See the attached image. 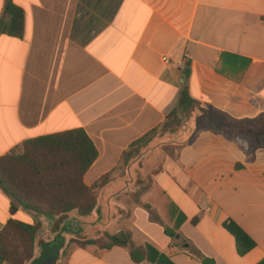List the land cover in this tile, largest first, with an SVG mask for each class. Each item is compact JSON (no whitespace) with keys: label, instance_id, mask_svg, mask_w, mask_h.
I'll return each mask as SVG.
<instances>
[{"label":"crops","instance_id":"crops-1","mask_svg":"<svg viewBox=\"0 0 264 264\" xmlns=\"http://www.w3.org/2000/svg\"><path fill=\"white\" fill-rule=\"evenodd\" d=\"M11 1L24 12L25 31L0 37V158L25 142L84 130L99 154L86 186L112 180L88 218L12 216L0 191V232L12 219L40 222L36 259L58 239L65 247L130 239L100 256L98 248L75 247L67 258L61 251L56 264H155L132 260V250L154 259L148 247L171 264H264V138L244 153L225 118L264 114V0ZM186 69L201 110L188 109L185 124L168 126L120 169L133 143L168 122ZM179 214L176 239L152 220L172 227ZM229 220L254 245L243 241V256L224 228Z\"/></svg>","mask_w":264,"mask_h":264},{"label":"trees","instance_id":"trees-1","mask_svg":"<svg viewBox=\"0 0 264 264\" xmlns=\"http://www.w3.org/2000/svg\"><path fill=\"white\" fill-rule=\"evenodd\" d=\"M25 31V15L21 8L11 0H7L4 7V16L0 20V37L22 39ZM190 72L185 71V83L179 95L177 108L167 117L168 122L152 130L144 137L133 143L122 156L124 169L138 157L168 126L170 119L177 117L181 110L198 106L191 96L187 81ZM226 118L229 125L227 136L244 153H254L260 148L258 143L264 138V114L253 121L236 122ZM240 130V135L233 134V130ZM99 154L96 146L84 130H75L67 133L47 136L25 142L0 158V191L10 201L12 216L19 212L34 214L39 218L54 220L63 218L71 213H77L82 218L92 216L97 207V191L110 183L112 174L100 179L94 186H86V174L98 160ZM150 211L151 209L147 207ZM178 214V211H176ZM152 220L161 224L165 234L171 239L178 237L180 226L184 218L179 219L169 227L152 216ZM224 228L237 241L240 255L246 254L248 249L241 248L243 241L250 240L232 221H227ZM42 224L34 225L18 220H10L0 232V264H33L35 258L36 242ZM129 237L120 234L106 236L103 239L88 242H72L68 247L62 239L50 247L62 245L63 257L67 258L75 247L92 250L96 256L111 250L114 247H128ZM254 245L250 243V248ZM249 248V249H250ZM155 258H145L143 252L132 250L131 257L136 263L150 261L155 264H171L164 255L148 247ZM149 253V252H148Z\"/></svg>","mask_w":264,"mask_h":264},{"label":"water","instance_id":"water-1","mask_svg":"<svg viewBox=\"0 0 264 264\" xmlns=\"http://www.w3.org/2000/svg\"><path fill=\"white\" fill-rule=\"evenodd\" d=\"M62 251V245L46 246L41 256L33 264H56Z\"/></svg>","mask_w":264,"mask_h":264},{"label":"rangeland","instance_id":"rangeland-1","mask_svg":"<svg viewBox=\"0 0 264 264\" xmlns=\"http://www.w3.org/2000/svg\"><path fill=\"white\" fill-rule=\"evenodd\" d=\"M196 108H197V106H196ZM197 109H200L201 110V108L200 107H198ZM191 112V110H188V109H185V110H181L180 112H179V114H178V116L177 117H174V118H172V119H170V121H169V126L172 128V130L173 131H176V130H178V128H180L183 124H185L186 123V121H187V116H188V114ZM202 112V111H201ZM201 118V117H200ZM203 118V117H202ZM228 125V124H227ZM228 128H229V126H228ZM229 130V129H228ZM238 131H240V130H238ZM241 132V131H240ZM241 134V133H240ZM239 134V135H240ZM143 152V151H142ZM140 156V155H139ZM138 156V157H139ZM137 158V157H136ZM135 158V159H136Z\"/></svg>","mask_w":264,"mask_h":264},{"label":"built area","instance_id":"built-area-1","mask_svg":"<svg viewBox=\"0 0 264 264\" xmlns=\"http://www.w3.org/2000/svg\"><path fill=\"white\" fill-rule=\"evenodd\" d=\"M164 62L167 63V64L169 63L168 59H164Z\"/></svg>","mask_w":264,"mask_h":264}]
</instances>
